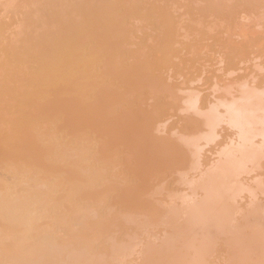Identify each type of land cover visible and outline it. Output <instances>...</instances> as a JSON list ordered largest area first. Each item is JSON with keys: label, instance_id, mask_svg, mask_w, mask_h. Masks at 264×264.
<instances>
[{"label": "bare ground", "instance_id": "1", "mask_svg": "<svg viewBox=\"0 0 264 264\" xmlns=\"http://www.w3.org/2000/svg\"><path fill=\"white\" fill-rule=\"evenodd\" d=\"M119 1L0 0V264H264V0Z\"/></svg>", "mask_w": 264, "mask_h": 264}, {"label": "rangeland", "instance_id": "2", "mask_svg": "<svg viewBox=\"0 0 264 264\" xmlns=\"http://www.w3.org/2000/svg\"><path fill=\"white\" fill-rule=\"evenodd\" d=\"M125 1H126V0H125ZM119 2H120V3L122 2V4H124V3H125V2H123V0H122V1L120 0ZM119 2H117V3H119ZM120 3H119V4H117V7H122V4L120 5ZM126 3H127V1H126ZM119 5H120V6H119ZM125 5H126V4H125ZM123 6H124V5H123ZM138 24H139V23H138ZM38 120H39V119H38ZM11 167H12V166H10V168H9V169H12V170H14V169H13V167H14V166H13L12 168H11ZM12 170H11L10 172H12ZM5 184H6V183H5ZM7 184H8V183H7ZM6 186H8V185H6Z\"/></svg>", "mask_w": 264, "mask_h": 264}]
</instances>
